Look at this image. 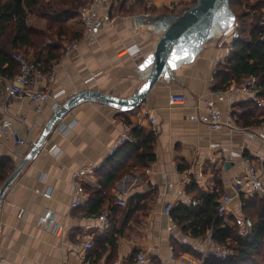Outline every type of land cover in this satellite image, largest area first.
Segmentation results:
<instances>
[{"label":"crops","instance_id":"1","mask_svg":"<svg viewBox=\"0 0 264 264\" xmlns=\"http://www.w3.org/2000/svg\"><path fill=\"white\" fill-rule=\"evenodd\" d=\"M191 2L117 1L113 10L119 16L95 37L80 39L70 56L53 61V79L42 80L40 86L63 90L62 101L85 89L131 96L144 79L140 64L153 52L162 32L157 16L177 13ZM230 31L231 27L214 28L189 61L182 59L170 76L160 77L144 101L131 110H119L98 100H83L70 108L59 122L68 128L63 132L54 128L0 199V264H132L139 250L148 255V264H176L170 259L175 255L174 243L202 252L206 235L191 236L176 223L169 231L162 213L164 203L170 201L174 206L193 198L196 191L186 188L190 181L204 191L218 185L223 193H233L232 177L247 160L264 178V108L257 106L249 116L245 112L247 99L228 92L217 105L225 114L230 113L232 126L210 131L189 118L201 96L212 88V68L221 66L230 53ZM130 45L138 51L127 53ZM170 93L184 94L185 103L170 105ZM51 103L46 102L36 114L30 99L2 96L0 117H25L26 123L16 121V128L20 135L28 134L34 141L53 112ZM146 107L152 109L159 125L153 141L155 159L150 161L157 173L145 171L150 162L145 166L120 164L114 180L103 183L101 172L108 169L102 166L122 124L150 130L143 113ZM32 122H36L33 127ZM12 151V142L0 139V157H8L15 167ZM226 160L233 164L224 169ZM89 166L92 172L83 181L87 196L74 206L71 173ZM186 178L189 181L182 191L180 181ZM97 192L103 198L99 206V198L94 197ZM118 192L124 193L125 205L117 203ZM103 209L109 210L104 228L97 218ZM240 209V198L234 196L228 212L236 213L237 218ZM86 240L91 247L84 246Z\"/></svg>","mask_w":264,"mask_h":264},{"label":"trees","instance_id":"2","mask_svg":"<svg viewBox=\"0 0 264 264\" xmlns=\"http://www.w3.org/2000/svg\"><path fill=\"white\" fill-rule=\"evenodd\" d=\"M85 1L0 0V74L13 76L18 70L16 61L11 57L12 52L21 53L35 67L49 70L52 62L62 55V39L66 36L71 38L68 42L80 39L82 29L75 30L69 20L79 17L78 9ZM229 7L238 20L239 37L231 41L227 59L214 74V88L224 89L242 76L251 75L257 78V93L264 98V24L261 23L264 19V0H229ZM28 15L36 16L39 22L43 19V23L29 24ZM247 31L249 36L243 37ZM245 107L249 116L258 108L250 100L245 102ZM243 123L246 125V122ZM131 130L133 140L125 142L106 158L102 168L108 170L101 172L100 176L103 183L114 180V171L120 164L145 166L155 159L152 132L139 125H133ZM13 167L8 157H0V186ZM189 187L196 191L193 197L196 204L188 206L179 202L172 206L175 223L184 233L194 237L205 236L210 231L212 238L228 249L224 255H210L204 264H264V196L239 197L242 209H255L251 215V232L243 233L240 227L230 225L224 216L216 212L218 198L223 194L221 187L217 185L210 191H204L195 181L186 185V188ZM99 193H94V197L99 198L97 206L103 199L102 195H96ZM172 246L175 255L181 251L199 254L190 247L184 248L175 243Z\"/></svg>","mask_w":264,"mask_h":264},{"label":"built area","instance_id":"3","mask_svg":"<svg viewBox=\"0 0 264 264\" xmlns=\"http://www.w3.org/2000/svg\"><path fill=\"white\" fill-rule=\"evenodd\" d=\"M117 1L118 0H87L79 7V18L82 24V35L80 39L95 37L119 16V14L113 10ZM261 23H264V19ZM238 37L239 24L236 19L229 33V49H231V41ZM80 39L65 43L62 49L61 58L68 57L75 50H77ZM126 51L129 54H134L138 51V48H133V45H130L126 48ZM11 57L16 61L18 70L11 77L2 76L0 74V79L3 80V84L0 85V98L2 96L8 99L11 97L28 98L32 101L36 114H39L43 110L46 102L49 100H52V111L57 109L62 101L60 100V96L62 95L63 90L53 91L40 86V82L42 80L53 79L55 65L49 70H43L31 64L28 58L21 53L12 52ZM216 71L217 65L212 68L211 72L213 76ZM213 76L210 80L212 88L206 95L201 96L196 106L197 110L194 109V111L189 114V118L191 120L204 124L210 131L219 130L223 126H232L233 120L230 113L225 114L224 111H222L217 105V101L223 100L225 94L228 92L238 93L244 99L252 101L256 106L264 108V98L259 96L257 93V78L255 76L244 75L238 81L231 83L224 89L214 88L216 81ZM167 101L170 105H182L185 103L186 97L182 93H170L167 97ZM143 113L147 118L150 131L153 135H157L159 133V125L152 109L150 107H146ZM16 121L26 123L27 119L25 117L15 118L14 116L6 114L0 117V139L12 142V153L18 163L31 147L33 140L29 138L28 134H19L15 125ZM31 124L33 127L36 125V122H32ZM55 128L63 132L68 127L64 124L59 125V123H57ZM131 128L132 125L128 122H124L122 124L121 131L109 150L110 153L118 149L125 142L133 140ZM145 171L149 173H157V170L154 168V162H150V164L146 166ZM91 172L92 170L89 166L79 168L71 173L72 184L74 187V200L72 205L77 206L83 199L86 198L87 194L83 181L86 175ZM262 174L263 173L253 163L248 160L245 161V163L239 168V171L232 177L231 187L233 193H223L218 198V203L216 205L217 214L224 216V214L228 212V206L232 203L234 196H264V178L262 177ZM188 181V178L180 181L181 187L183 188L182 191ZM45 195L49 196V193L45 192ZM116 197L118 204H126L124 193L118 192ZM185 204L188 206H194L196 204V200L194 198H187L185 200ZM172 206L173 205L170 201H166L162 207V213L166 216L168 221L167 228L169 231L175 227V221L171 214ZM21 213L22 212L19 211L18 215ZM97 218L100 225L103 228L106 227L109 222V210L103 209ZM241 218V229L245 233H250L252 226L251 219L247 216H242ZM91 245L92 243L89 240H86L84 243V246L87 248L91 247ZM227 252L228 249L216 242L212 238L211 232L208 231L206 234V246L199 255L182 254L175 256L172 254L170 259L176 264H204L205 259L210 255L221 256ZM148 262L149 257L146 252L139 250L136 253L132 264H148ZM96 264L104 263L97 262Z\"/></svg>","mask_w":264,"mask_h":264},{"label":"water","instance_id":"4","mask_svg":"<svg viewBox=\"0 0 264 264\" xmlns=\"http://www.w3.org/2000/svg\"><path fill=\"white\" fill-rule=\"evenodd\" d=\"M141 15L142 17L146 16ZM157 17L160 19L162 32L153 52L148 54L142 63L144 64L151 57L152 63L147 69H143L144 79L138 89L129 97L85 89L61 101L60 106L52 112L44 123L40 134L33 141L31 147L0 186V199L12 180L28 161L34 158L43 146L46 137L71 107L83 100H98L119 110H131L144 101L160 77L170 76L182 59L189 61L202 43L210 37L214 28H232L236 20L234 12L229 7V0H196L193 4L181 8L177 13H161ZM170 60L175 61L174 66L169 63ZM145 85H147L146 88ZM141 89L144 90L141 91ZM232 164L233 161L226 160L223 168L227 169Z\"/></svg>","mask_w":264,"mask_h":264},{"label":"rangeland","instance_id":"5","mask_svg":"<svg viewBox=\"0 0 264 264\" xmlns=\"http://www.w3.org/2000/svg\"><path fill=\"white\" fill-rule=\"evenodd\" d=\"M119 1V0H118ZM160 2V1H159ZM43 20V19H42ZM38 21V18L36 17V16H34V15H28V17H27V22L29 23V24H42L43 23V21ZM247 21H249V18L247 19ZM69 24H70V26H72L75 30H81L82 29V24H81V20H80V18L79 17H76L75 19H73V20H69ZM262 24H264V23H262ZM82 31V30H81ZM249 35H248V31L247 32H245L244 34H243V37H248ZM69 40H71V38H69V36H66V37H64L63 39H62V44H65L66 42H68ZM240 206H241V201H240ZM254 212H255V209H253V208H251V209H248V210H244V209H242V207H241V209H240V215L237 213V218L235 217L236 216V213H234V214H231V212H228V213H226V214H224V219L226 220V222H228L230 225H235V227H240V228H242V216H247L248 218H252L251 217V215L252 214H254ZM243 233H244V231L242 230V229H240ZM249 264V263H248Z\"/></svg>","mask_w":264,"mask_h":264},{"label":"snow or ice","instance_id":"6","mask_svg":"<svg viewBox=\"0 0 264 264\" xmlns=\"http://www.w3.org/2000/svg\"><path fill=\"white\" fill-rule=\"evenodd\" d=\"M151 63H152V59H151V57H149V58L145 61V63L141 65V68H142V69H147V68L151 65ZM169 63H170L171 65L174 66L175 61H174V60H170ZM146 87H147V85H145V88H146ZM143 90H144V89H141V91H143Z\"/></svg>","mask_w":264,"mask_h":264},{"label":"bare ground","instance_id":"7","mask_svg":"<svg viewBox=\"0 0 264 264\" xmlns=\"http://www.w3.org/2000/svg\"><path fill=\"white\" fill-rule=\"evenodd\" d=\"M133 48H135V47H133Z\"/></svg>","mask_w":264,"mask_h":264}]
</instances>
